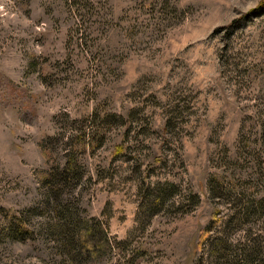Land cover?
<instances>
[{
    "label": "rangeland",
    "instance_id": "rangeland-1",
    "mask_svg": "<svg viewBox=\"0 0 264 264\" xmlns=\"http://www.w3.org/2000/svg\"><path fill=\"white\" fill-rule=\"evenodd\" d=\"M0 264H264V0H0Z\"/></svg>",
    "mask_w": 264,
    "mask_h": 264
},
{
    "label": "trees",
    "instance_id": "trees-1",
    "mask_svg": "<svg viewBox=\"0 0 264 264\" xmlns=\"http://www.w3.org/2000/svg\"><path fill=\"white\" fill-rule=\"evenodd\" d=\"M63 165L64 166L62 167V169H60V171H61L60 174H58V175H56V173H52L51 175L50 174H48V175L46 174V176L44 178H46L45 180L47 181V183H49V184H54V183L60 184V182H62V181L59 180L58 177L59 176H64L66 173H68L71 170L72 166H74L73 163L70 160L68 162L64 163ZM49 178H52L51 180H52L53 183L49 182V180H48ZM216 221H217L216 219L212 218L211 221H210V225L205 227L204 236L202 237V240L206 238V235L211 230L212 224H214ZM26 230H28V229H26ZM79 237L82 238V239H83V237H87L86 227H82L80 229ZM84 240H85V238H84ZM237 261H239V260H237Z\"/></svg>",
    "mask_w": 264,
    "mask_h": 264
}]
</instances>
